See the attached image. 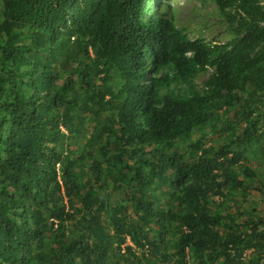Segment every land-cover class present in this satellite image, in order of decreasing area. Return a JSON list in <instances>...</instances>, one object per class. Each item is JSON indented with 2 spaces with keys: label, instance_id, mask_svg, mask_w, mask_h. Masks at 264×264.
Wrapping results in <instances>:
<instances>
[{
  "label": "trees",
  "instance_id": "trees-1",
  "mask_svg": "<svg viewBox=\"0 0 264 264\" xmlns=\"http://www.w3.org/2000/svg\"><path fill=\"white\" fill-rule=\"evenodd\" d=\"M209 2L225 40L165 0H0V264H264L239 207L264 198V0Z\"/></svg>",
  "mask_w": 264,
  "mask_h": 264
},
{
  "label": "rangeland",
  "instance_id": "rangeland-1",
  "mask_svg": "<svg viewBox=\"0 0 264 264\" xmlns=\"http://www.w3.org/2000/svg\"><path fill=\"white\" fill-rule=\"evenodd\" d=\"M207 1V3H206ZM209 0H165L166 7L170 5L174 8L177 24L183 27L190 35L198 36V30L201 29V34L209 39L225 40L229 32L226 28V22L222 21V17L218 15V9L213 3H208ZM158 3V2H156ZM205 77H201L199 81H202ZM231 112L227 116H231ZM196 133V131H194ZM216 135L209 136V140L206 142L207 146L215 139ZM216 140V139H215ZM250 165L253 169H258L264 173V166L259 165L255 160L251 161ZM259 172V171H258ZM241 209H253L256 214L264 215V198L258 191H252L249 194L248 202H240ZM235 210V209H230ZM132 245L129 237L127 242L122 244ZM248 253V252H247Z\"/></svg>",
  "mask_w": 264,
  "mask_h": 264
},
{
  "label": "clouds",
  "instance_id": "clouds-1",
  "mask_svg": "<svg viewBox=\"0 0 264 264\" xmlns=\"http://www.w3.org/2000/svg\"><path fill=\"white\" fill-rule=\"evenodd\" d=\"M127 238H128V236L126 237V241H125L124 243H126V242H127ZM129 240H130V238H129ZM130 241H131V240H130ZM124 243H123V244H124ZM131 243H132V242H131ZM132 244H133V243H132ZM127 246L134 247V245L132 246V245H129V244H128ZM127 246H126V245H124V246L122 247V248H123V250H124V249H125Z\"/></svg>",
  "mask_w": 264,
  "mask_h": 264
},
{
  "label": "built area",
  "instance_id": "built-area-1",
  "mask_svg": "<svg viewBox=\"0 0 264 264\" xmlns=\"http://www.w3.org/2000/svg\"><path fill=\"white\" fill-rule=\"evenodd\" d=\"M263 2H261V4H262Z\"/></svg>",
  "mask_w": 264,
  "mask_h": 264
}]
</instances>
